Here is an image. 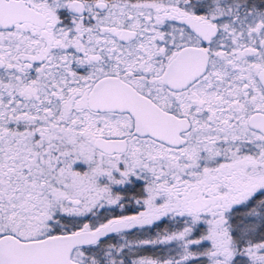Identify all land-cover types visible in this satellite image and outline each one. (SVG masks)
<instances>
[{
  "label": "snow or ice",
  "instance_id": "6c2138e0",
  "mask_svg": "<svg viewBox=\"0 0 264 264\" xmlns=\"http://www.w3.org/2000/svg\"><path fill=\"white\" fill-rule=\"evenodd\" d=\"M0 264H264V0H0Z\"/></svg>",
  "mask_w": 264,
  "mask_h": 264
}]
</instances>
